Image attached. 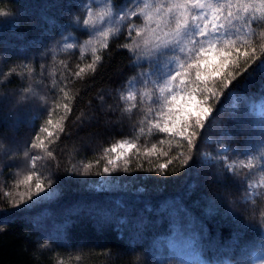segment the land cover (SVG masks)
Listing matches in <instances>:
<instances>
[{
    "label": "snow or ice",
    "instance_id": "1",
    "mask_svg": "<svg viewBox=\"0 0 264 264\" xmlns=\"http://www.w3.org/2000/svg\"><path fill=\"white\" fill-rule=\"evenodd\" d=\"M93 4L95 0L84 4L87 15L81 27L85 31L92 29L102 39L96 40L99 48H91V63L86 68L80 67L75 75L82 78L88 71L95 74L103 64L102 50L109 49L110 37L123 36L126 42L118 47L129 54L134 74L123 82L119 99L131 102L123 107V112L131 113L133 109L143 112L139 133L133 140L122 139L103 150L95 160L96 165L105 161L102 171L92 172V162L82 163L80 168L73 165L66 169L67 179H62L58 165L53 170L50 162L57 160L53 153L63 143L62 137L70 138L75 97L69 96L66 86L60 87L50 108L37 109L46 112V118L34 130L33 138L25 141L29 145L25 156L30 160V168L23 180L16 182L17 188L23 185V190L15 196L5 193L10 198L7 207L0 208V214L27 217L29 223L39 228L49 212L47 206L61 204L72 184L81 188L97 185L91 190L107 198L86 206L73 205L68 215L79 216L86 208L87 215L96 220L98 230L114 225L121 235L126 231L130 249L143 264H264V211L259 222L254 211L242 218L234 210L239 202L233 199V189L242 191L243 203L253 207L257 199H264V0H105L103 10L97 14V20L109 24L105 28H98L92 19ZM75 10L79 11V7L75 6ZM73 11L71 4L62 11L65 31L73 27ZM7 15L0 12V16ZM23 15L21 12L20 17ZM20 17L12 19L13 27ZM43 18L52 23L48 17ZM138 18L140 23L136 22ZM88 43H93L92 37ZM225 96L230 100L227 108L223 103ZM32 103L36 102L26 104L5 95L0 97V111L7 108L9 112H18ZM105 104V96L100 94L99 108L110 115L112 106L106 109ZM54 113L59 116L55 121ZM221 114L223 119L216 125L221 141L218 151L215 155L200 153L198 143ZM36 118L33 117L34 129ZM92 119L95 116L81 114L76 123L82 127ZM145 128L147 134L165 137L158 144L168 148L164 150L153 143L150 148L143 146V155L168 159L148 168L137 162L133 168V156L141 153L136 141L139 135L146 134ZM0 139L8 138L0 135ZM236 140L240 142L232 147ZM131 149H135L133 156L129 155ZM32 150H42L45 155L29 156ZM230 156L240 159L230 162ZM41 160L49 161L46 173L44 165L39 164ZM257 170L259 181L246 179ZM133 171L151 175L130 179L119 175H130ZM92 175L101 179H76ZM169 176L175 179L169 181ZM105 181L119 182L121 190L105 189ZM145 182H150L152 188ZM138 183L144 186L137 187ZM169 183L177 186L172 194H166ZM208 185H215L217 190L211 191ZM201 205L205 215L194 219L192 210ZM221 209L224 218L237 228H259L262 237L259 242L252 248H240L237 254L234 246L238 244L239 231L234 233L231 244H221L219 236L213 241L207 218L220 214ZM71 223L66 219L55 233L49 232L43 238L67 246V227ZM160 237L177 241L183 238L191 258L174 254L167 239L157 243ZM145 240L149 241L147 245ZM224 256L228 259H222Z\"/></svg>",
    "mask_w": 264,
    "mask_h": 264
},
{
    "label": "trees",
    "instance_id": "2",
    "mask_svg": "<svg viewBox=\"0 0 264 264\" xmlns=\"http://www.w3.org/2000/svg\"><path fill=\"white\" fill-rule=\"evenodd\" d=\"M85 3L91 0H0V12L8 13L7 16H0V97L10 96L15 100H23L27 104L34 101L30 107H24L17 111L9 112L7 108L0 111V135L7 140L0 139V208L7 207L5 193L15 196L23 190V185L16 187V182L23 180L30 168V160L25 156V151L29 145L25 141L34 136V130H38L40 124L46 118V112L37 111L38 108H50L57 98L60 87H65L70 97H75L73 103V113L70 117V138L63 139L60 147L54 151L57 160L51 161L53 170L57 169L62 179H67L66 169L75 165L82 167V163H93L92 172L102 171L104 160L100 165L95 164V160L100 158L105 148L110 147L122 139L133 140L139 133V121L143 112L133 109L131 113L123 112V107L131 102H124L119 99V89L123 82L133 75V70L129 66V54L126 50L120 49L119 44L125 43L123 36L110 37L109 49L103 51V64L95 74L90 71L87 75L82 74L76 77L75 73L80 67H85L91 63L93 46L99 48L96 40L102 39L92 29L85 31L82 26L83 18L87 15L84 8ZM73 5L72 15L73 27L66 31L63 28L64 17L62 11L65 6ZM105 0H95L93 4V20L98 27L103 25L97 20V14L103 10ZM79 7V11L75 10ZM23 16L20 17V13ZM48 17L52 23L43 17ZM20 17L19 22L13 27V18ZM32 18V19H29ZM8 21V23H2ZM137 23H140L138 18ZM113 24H116L114 21ZM118 26V25H117ZM75 29V30H74ZM257 33L260 29H256ZM93 38V43L89 44V38ZM72 43L73 48H66L65 45ZM25 50H27L25 52ZM87 71V69H86ZM136 71H139L138 69ZM105 96L107 109L111 105V114L106 115L98 105V96ZM62 96V93L59 94ZM45 101L47 102L45 104ZM63 103V100H61ZM225 108L230 100L227 96L223 99ZM60 113L63 112L61 108ZM83 114L85 117L95 116L84 126L76 123V117ZM35 119V129L33 126ZM59 116L54 113L53 119ZM223 119V114L212 122L209 130L202 141L198 143L200 153L215 155L218 145L221 142L217 123ZM145 133L139 135L136 141L141 147L139 156H133L135 149L129 150V155L133 156L132 166L136 167L137 162H141L144 168L150 165L155 166L165 163V157H145L143 146L151 147L157 143L158 148L167 150V145H159L158 140L163 139L161 134L150 135ZM242 139V138H241ZM10 141H15L11 143ZM236 140L231 145L236 147L239 143ZM59 143V142H57ZM227 143V142H225ZM49 147H52L50 145ZM37 153L44 156L42 150H32L29 156ZM170 158V157H169ZM238 157L230 156V162ZM39 164L44 165L47 172L48 160H41ZM172 166H169L171 171ZM177 170L178 165H177ZM255 174L246 177L251 181L257 177ZM127 178L145 177L151 175L144 171H133L129 174H119ZM76 179H87L95 181L101 179L99 176H78ZM163 179V178H161ZM175 177L169 176V181ZM148 188H152L150 182H145ZM137 187L144 186L138 183ZM99 187L97 185L72 184L67 189V194L62 198L61 204H50L47 207L49 212L45 213L39 228L29 223L27 217H13L7 214H0V264H143L137 260V253L130 247L128 233L123 235L115 230L114 225L105 226L104 230H98L96 220L87 215L86 208L80 212L79 216H69L68 209L73 205H90L96 201L107 197L94 193L91 189ZM103 187L109 191L121 190L119 182L116 184L104 182ZM128 186H125L127 188ZM211 191H216L215 185H208ZM177 190V186L169 183L166 194H172ZM233 199L239 203L235 206V211L240 212L242 218L255 212L256 222H259L260 213L264 211V199H257L256 205L243 203V192L233 189ZM171 203V202H169ZM193 218L204 217V206L193 208ZM36 219L41 220L42 217ZM72 221L67 227L69 244L61 246L49 242L47 233H55L65 220ZM211 228V239L215 241L219 236L221 244H231L234 233H241L236 239L238 244L234 250L239 253L240 248H252L262 238L260 229L237 228L230 219H225L223 209L220 214H213L207 218ZM175 227V225H174ZM189 228L191 225L188 226ZM178 232L179 229L176 228ZM168 240L173 252L180 253L184 258H191L183 238L173 240L172 237H160L157 243ZM148 240L144 241L147 245ZM139 248V245H137ZM163 252V249H161ZM222 259L227 260L228 256Z\"/></svg>",
    "mask_w": 264,
    "mask_h": 264
},
{
    "label": "rangeland",
    "instance_id": "3",
    "mask_svg": "<svg viewBox=\"0 0 264 264\" xmlns=\"http://www.w3.org/2000/svg\"><path fill=\"white\" fill-rule=\"evenodd\" d=\"M109 26V24L107 23V22H105L103 25H101L100 27H98V28H105V27H108ZM240 158L238 157V160H239ZM261 179V176H260V173H259V171H258V173H257V177L255 178V179H252L251 181L252 182H257V181H259Z\"/></svg>",
    "mask_w": 264,
    "mask_h": 264
}]
</instances>
